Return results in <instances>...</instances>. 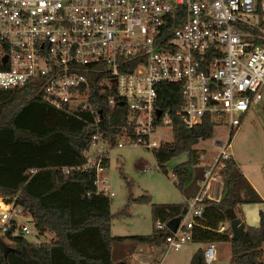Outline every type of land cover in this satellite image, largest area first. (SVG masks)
I'll use <instances>...</instances> for the list:
<instances>
[{
  "label": "built area",
  "instance_id": "built-area-1",
  "mask_svg": "<svg viewBox=\"0 0 264 264\" xmlns=\"http://www.w3.org/2000/svg\"><path fill=\"white\" fill-rule=\"evenodd\" d=\"M28 82L51 106L91 115L94 130L84 161L60 169L92 168L94 193L108 198L113 194L104 175L109 149L125 142L152 147L156 142L148 137L154 128L172 125L167 108L155 115L159 82L180 83L183 101L173 112L185 127L203 116L227 127V137L214 141L219 151L206 163L198 191L185 200L175 230L166 221L153 222L156 229L169 230L164 250H177L191 240L198 202L221 195V188L217 196L208 189L220 181L223 158H233L230 133L248 108L264 102V0H0V87ZM90 95H102L108 106L125 105L126 125L112 139L100 129L101 109ZM0 199L7 205L0 207L1 234L9 239L35 231L20 206ZM21 213L24 219L18 221ZM214 247L205 243L204 264L215 258ZM159 263L154 256L144 264Z\"/></svg>",
  "mask_w": 264,
  "mask_h": 264
},
{
  "label": "trees",
  "instance_id": "trees-1",
  "mask_svg": "<svg viewBox=\"0 0 264 264\" xmlns=\"http://www.w3.org/2000/svg\"><path fill=\"white\" fill-rule=\"evenodd\" d=\"M179 20L171 21L167 33ZM90 101L101 109L98 125L112 139L125 126L126 107L115 103L108 106L99 95ZM180 83L159 82L156 85L154 105L169 110L172 117V137L151 149L156 167L166 172L165 161L187 152V159L172 167L174 185L182 191V185L190 166L198 163L193 144L211 135L212 123L203 116L199 123L185 127L174 114L182 103ZM94 130L92 117L86 111L72 114L43 101L33 83L21 86L0 87V196L13 200L32 220L37 234L51 233L48 241L32 242L25 236L14 235L7 244H0V264H128L125 252L134 248L133 242L159 246L167 228L156 229L155 219L166 221L180 216L185 201L150 202L149 214L152 227L149 233L113 235L110 233L111 213L109 198L94 193L92 168L72 169L63 173L61 166L82 163L83 150ZM127 130L130 128L127 126ZM231 135V133H230ZM220 168L222 179L218 199L203 196L199 216L193 217L191 240L195 242L229 243L230 264H257L261 260L264 244V215L258 210L256 225L242 220L239 205L259 202L260 197L243 176L234 159L223 158ZM30 169H32L30 171ZM138 200H147L140 195ZM232 207L243 221V230L236 239L230 238L225 208ZM118 242L124 253L119 259H111L113 246ZM124 243V244H122ZM118 248V247H117ZM185 264H204L203 248L197 246Z\"/></svg>",
  "mask_w": 264,
  "mask_h": 264
},
{
  "label": "rangeland",
  "instance_id": "rangeland-1",
  "mask_svg": "<svg viewBox=\"0 0 264 264\" xmlns=\"http://www.w3.org/2000/svg\"><path fill=\"white\" fill-rule=\"evenodd\" d=\"M227 127L223 124L212 126L211 135L207 138L198 139L193 144L198 157L195 166L189 167V172L182 185V191L174 185V176L172 167L187 159V152L182 151L167 161H165L166 172H162L156 167V162L152 156L151 149L160 143L169 141L172 137L171 127L169 125H158L149 134V140H155L156 145L147 147L143 143L135 144L125 142L120 147H112L107 153V162L104 169L106 184L113 191L109 196V210L111 213L110 233L113 235L145 234L151 230L152 221L149 214L150 202H176L185 201L191 185L197 187L198 179L202 178V171L206 163L214 160L219 151L218 145L214 143L216 139H225L227 137ZM239 170L245 173L249 179L256 184L258 190L264 196V102L259 101L252 105L243 114L240 123L232 131L229 139V149ZM220 181H212L208 193L217 196L221 186L222 179L219 173ZM200 182V181H199ZM195 190V191H196ZM196 191V192H197ZM195 193V192H194ZM193 193V194H194ZM147 195V200H138L140 195ZM2 198V196H0ZM4 200V199H2ZM259 209L264 215V203H257ZM27 213L24 212V215ZM21 215L17 216L18 221L23 220ZM189 217L186 213L182 220ZM219 225L227 226L228 222H220ZM37 234L35 231L27 234L25 237L32 242L48 241L52 236ZM49 236V237H48ZM0 240L7 244L9 240L4 234L0 233ZM215 245V258L210 264H230L229 244L227 241H218ZM115 249L112 250L111 259L118 260L124 253H116L119 250L118 242H113ZM124 244V243H122ZM138 246V243H134ZM197 243L192 240L184 242L177 250L166 249L162 244L159 246H149L148 249L152 255L148 258L161 257L159 264H185L188 262L192 250L196 248ZM118 247V248H117ZM152 248V249H151ZM264 249V248H263ZM133 251L131 248L130 251ZM264 251V250H263ZM136 252H142L138 250ZM126 254V252H125ZM124 254V255H125ZM162 254V255H161Z\"/></svg>",
  "mask_w": 264,
  "mask_h": 264
},
{
  "label": "crops",
  "instance_id": "crops-1",
  "mask_svg": "<svg viewBox=\"0 0 264 264\" xmlns=\"http://www.w3.org/2000/svg\"><path fill=\"white\" fill-rule=\"evenodd\" d=\"M199 154H201V153H199ZM241 173L247 179V181L250 183V185L253 187V189L256 191V193L260 197L261 201H259V202L260 203L262 202V204H263L264 203V196L258 190L256 184L253 183L245 173H243V172H241ZM199 181H200V178L198 179V177H197L196 183L200 184ZM191 187H192V189L189 190V193L186 196V199L189 198L190 196L194 195L197 191L196 189L198 186L195 187L194 185H191ZM259 202H244V203H241L239 205V209H240L241 214H242V220L246 224H249V225H256L257 224V222H258V210H259V206H257V203H259ZM43 234L45 236L47 235L46 233H43ZM196 243H197L196 247L201 246L203 248L205 245V243H203V242H196ZM219 243L220 242H214V245H217ZM138 250H141L142 252H136ZM192 252H193V250H192ZM126 254L128 256V259H127L128 264H144L148 260V258L152 255V252L149 251L147 244H138V246H134L133 251L126 252ZM158 256H156V257H158ZM160 259H161V257H160ZM228 260H229V257H228Z\"/></svg>",
  "mask_w": 264,
  "mask_h": 264
},
{
  "label": "water",
  "instance_id": "water-1",
  "mask_svg": "<svg viewBox=\"0 0 264 264\" xmlns=\"http://www.w3.org/2000/svg\"><path fill=\"white\" fill-rule=\"evenodd\" d=\"M158 113H159V108H155V115H158ZM225 191H226V188L223 189V193L219 197L224 195ZM183 212H184V209L182 210V213ZM225 214L227 217L228 227L230 229V238L236 239L240 236V234L243 230V226H244L243 221L236 215V213L232 207H226L225 208ZM178 220H179V216L169 218L166 220V226L170 230L173 231L176 228ZM0 244H1V241H0ZM120 264H122L121 261H120ZM257 264H263V263L260 261Z\"/></svg>",
  "mask_w": 264,
  "mask_h": 264
},
{
  "label": "bare ground",
  "instance_id": "bare-ground-1",
  "mask_svg": "<svg viewBox=\"0 0 264 264\" xmlns=\"http://www.w3.org/2000/svg\"><path fill=\"white\" fill-rule=\"evenodd\" d=\"M0 207H1V208H5V207H7L6 203L3 202L1 199H0Z\"/></svg>",
  "mask_w": 264,
  "mask_h": 264
}]
</instances>
